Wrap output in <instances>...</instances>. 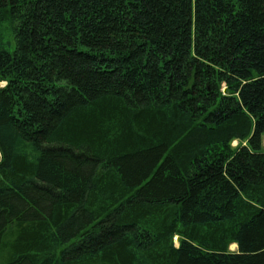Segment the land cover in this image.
<instances>
[{
    "label": "trees",
    "instance_id": "1",
    "mask_svg": "<svg viewBox=\"0 0 264 264\" xmlns=\"http://www.w3.org/2000/svg\"><path fill=\"white\" fill-rule=\"evenodd\" d=\"M0 85V264H264V0H0Z\"/></svg>",
    "mask_w": 264,
    "mask_h": 264
},
{
    "label": "rangeland",
    "instance_id": "2",
    "mask_svg": "<svg viewBox=\"0 0 264 264\" xmlns=\"http://www.w3.org/2000/svg\"><path fill=\"white\" fill-rule=\"evenodd\" d=\"M1 86V85H0ZM237 143L236 142H234L233 143V146H235ZM263 147H264V138H263ZM175 241H176V239H175ZM229 250L231 251V252H235L236 251V247L234 246V245H231L230 247H229Z\"/></svg>",
    "mask_w": 264,
    "mask_h": 264
},
{
    "label": "bare ground",
    "instance_id": "3",
    "mask_svg": "<svg viewBox=\"0 0 264 264\" xmlns=\"http://www.w3.org/2000/svg\"><path fill=\"white\" fill-rule=\"evenodd\" d=\"M236 247V245H234Z\"/></svg>",
    "mask_w": 264,
    "mask_h": 264
}]
</instances>
